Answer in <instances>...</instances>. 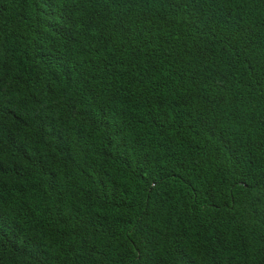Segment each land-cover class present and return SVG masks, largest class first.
<instances>
[{
    "label": "trees",
    "instance_id": "obj_1",
    "mask_svg": "<svg viewBox=\"0 0 264 264\" xmlns=\"http://www.w3.org/2000/svg\"><path fill=\"white\" fill-rule=\"evenodd\" d=\"M0 264H264V0H0Z\"/></svg>",
    "mask_w": 264,
    "mask_h": 264
}]
</instances>
